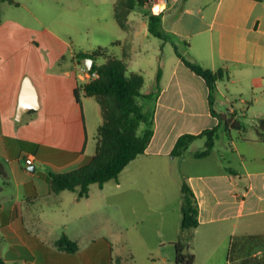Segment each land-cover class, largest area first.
<instances>
[{"label": "crops", "instance_id": "crops-1", "mask_svg": "<svg viewBox=\"0 0 264 264\" xmlns=\"http://www.w3.org/2000/svg\"><path fill=\"white\" fill-rule=\"evenodd\" d=\"M2 4L0 181L7 184L0 188V241L6 247V258L0 260L4 264H110L99 237L92 236L90 241L88 234L90 228L102 223L98 215L103 201L93 203L90 193L87 198L70 190L54 193L50 181V173L82 167L95 153L96 146L87 150L91 133L95 135L103 122L100 106L95 107L90 101L94 98L82 90L80 103L74 95L76 88L87 83L84 72L88 70L84 59L78 63L77 55L88 51L74 50L52 30L27 33L17 21L3 17ZM149 5L162 15L164 37L159 39L163 50H150L152 77L145 79L143 89L147 95L159 90L154 135L145 153L118 176V191L112 196H127L133 209L138 196L152 211L174 203L178 219L172 223L160 220V231L170 225L180 228L167 240L174 246L184 236L182 197L175 203L166 193H152L151 188L182 175L199 206V226L191 232L205 252L201 264H257L261 256L264 264V228L256 232L260 224L254 221L258 218L264 226V166L251 165L264 163V137L257 133L260 121L246 120L264 117V0H192L190 4L148 0L140 7L143 13L134 19L130 14L127 30L120 28L113 14V19L100 27L115 39L111 40L113 48L105 49L108 57L124 59L128 72H135L129 65L133 54L141 51V36H150ZM174 44L188 61L228 73L229 79L217 82L213 105L205 81L186 67ZM104 61V57L97 60L99 64ZM138 69L137 73H144L142 66ZM21 108L24 112L19 115ZM213 112L238 125L226 134L220 132L227 139L224 150L214 149L209 156L197 158L205 146L203 138L193 142L184 156L171 157L181 136L199 135L219 125ZM199 142L203 148L196 150ZM29 158L32 165L26 163ZM33 167L35 171L30 170ZM126 172L127 183L121 179ZM12 182L17 192L10 195L4 188ZM107 184L98 186L101 197H105ZM63 235L78 244L76 252L57 247ZM219 249L222 253L217 257Z\"/></svg>", "mask_w": 264, "mask_h": 264}, {"label": "trees", "instance_id": "trees-1", "mask_svg": "<svg viewBox=\"0 0 264 264\" xmlns=\"http://www.w3.org/2000/svg\"><path fill=\"white\" fill-rule=\"evenodd\" d=\"M6 0H0L1 4ZM148 0H114V17L121 29L127 30L128 18L136 8L145 6ZM263 1V0H255ZM9 2H11L9 0ZM161 14L152 12L147 16L148 33L158 39H164L161 28ZM176 55L182 59L187 68L200 76L210 91V105H213L214 95L217 91V82L229 79V75L223 69L212 71L203 68L200 64L188 61L177 50ZM105 58L101 64L99 58ZM83 59L94 61L90 72H97L98 77L74 90L76 100L80 103L82 90L87 97H93L100 106L103 122L97 131V144L95 153L90 162L82 167L66 173H50L52 191L59 193L65 190L75 191L80 198H87L90 186L97 184L100 188L112 179H117L123 170L137 157L143 155L154 135L155 109L159 90L154 95L143 92L145 78L137 72H128V66L124 59L107 56V49H98L77 55L78 63ZM158 85V82H157ZM158 88V86H157ZM219 125L206 130L199 135L185 134L181 136L171 153V157L179 158L186 154L190 145L205 139V148L196 154L197 158H205L214 150L215 143L222 131L224 134L237 128V123L231 118L218 115ZM257 133L264 137V120L259 122ZM0 175L3 172L0 167ZM181 230L182 232L194 230L199 226V206L197 199L186 181L181 185ZM176 264H193L194 256L185 253L187 244L183 237L174 244ZM57 247L76 252L78 244L67 235H63L57 242ZM0 264H4L0 260Z\"/></svg>", "mask_w": 264, "mask_h": 264}, {"label": "rangeland", "instance_id": "rangeland-1", "mask_svg": "<svg viewBox=\"0 0 264 264\" xmlns=\"http://www.w3.org/2000/svg\"><path fill=\"white\" fill-rule=\"evenodd\" d=\"M113 1L114 0H16L15 3L5 1L2 4V15L9 21H17L23 26L24 30L33 32V34H40L45 31H54L58 33L63 39H66L76 51H88L92 52L99 47L112 49L111 45L112 37L111 33H106L101 27L102 24H106L109 20L113 19ZM189 4L192 0L184 1ZM155 9V8H154ZM159 9V7L157 8ZM148 14L154 12L149 5ZM144 10L138 8L131 14V19L135 16L143 13ZM134 26V23H131ZM140 27V23L138 28ZM143 40V46L141 51L133 54L132 61L129 65V70L139 72L138 66H142L146 81H149L152 77L153 61L150 58V50L153 47L162 48L159 39L153 36L140 38ZM154 43V45H153ZM116 51L120 49L115 47ZM161 50V51H162ZM119 52V51H118ZM128 68V67H127ZM91 103L98 107L97 102L94 99L90 100ZM217 110H224L216 106ZM250 123L257 120L262 121L264 117L259 119L249 118ZM94 136H90L88 152L96 146ZM205 141V140H204ZM227 139L224 134H220L219 139L215 143L214 149L224 150V144ZM93 146V148H92ZM203 148L202 142L197 143L196 150ZM205 148V146H204ZM204 148L202 150H204ZM244 148H242L243 150ZM245 150V149H244ZM93 151V150H92ZM260 151V149H257ZM252 167L257 168L264 166V163H252ZM204 167H200L203 169ZM41 170L38 168V171ZM128 173L121 176L126 183L128 181ZM117 179L108 181L107 188L104 191V196L99 195L100 190L97 184L90 186V194H92V202L103 201L99 206L103 207V210L98 215V219L102 220V223L98 226H94L88 230L90 235V241L92 236L99 237V241L102 242L103 253L108 254L110 264H175V249L167 240L170 236L176 234L177 228L180 232V228H172L170 225L166 229L160 231V220L165 218L170 223L177 218V210L172 207L174 203L162 209L161 211H152L144 206V199L138 196L135 198L136 207L133 209L132 204L129 203V198L125 195L114 198L113 192H117ZM184 178L182 175L171 176L170 181L166 184L160 183L154 185L151 188L152 193L162 191L166 193L170 199L176 200L178 203L181 197V185ZM3 184H7L6 181H0V188H3ZM6 189V190H5ZM5 191L15 194L17 192V186L15 182L10 183V187H5ZM109 191V192H107ZM99 196V197H98ZM98 197V198H97ZM151 198V197H150ZM153 202L155 198L152 197ZM132 201V199L130 198ZM69 206L68 204H63ZM135 206V205H133ZM178 219V218H177ZM254 221H258V229L256 232H262L264 226L261 227L258 218H254ZM165 235L164 240L161 239L162 235ZM184 241L187 244L185 253H191L197 260L194 264H201L204 260L205 252L203 246L193 240L192 232L185 231ZM199 239V238H198ZM85 240V241H89ZM166 240V241H165ZM162 241H164L162 243ZM189 247V248H188ZM6 247L0 241V259L6 258ZM221 249L216 252L217 257L221 256ZM261 256L257 261V264L262 263ZM167 259L165 262L164 260ZM218 262V261H217ZM213 264H219V263Z\"/></svg>", "mask_w": 264, "mask_h": 264}, {"label": "built area", "instance_id": "built-area-1", "mask_svg": "<svg viewBox=\"0 0 264 264\" xmlns=\"http://www.w3.org/2000/svg\"><path fill=\"white\" fill-rule=\"evenodd\" d=\"M98 77V73L97 72H90L89 70H86L84 72V78L85 80H87V83L90 82L91 80L95 79ZM27 165H32L33 164V159L29 158L26 161Z\"/></svg>", "mask_w": 264, "mask_h": 264}, {"label": "water", "instance_id": "water-1", "mask_svg": "<svg viewBox=\"0 0 264 264\" xmlns=\"http://www.w3.org/2000/svg\"><path fill=\"white\" fill-rule=\"evenodd\" d=\"M83 63H84V65H85L86 69L90 70L91 67H92V65H93V63H94V61L91 60V59H84V60H83ZM23 112H24V111H23V109L21 108V109L19 110V115H22ZM30 170H31V171H35V168H34V167H33V168H30Z\"/></svg>", "mask_w": 264, "mask_h": 264}]
</instances>
